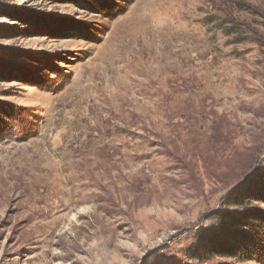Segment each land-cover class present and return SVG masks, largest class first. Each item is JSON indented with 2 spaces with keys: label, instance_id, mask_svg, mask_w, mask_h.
<instances>
[{
  "label": "rangeland",
  "instance_id": "obj_1",
  "mask_svg": "<svg viewBox=\"0 0 264 264\" xmlns=\"http://www.w3.org/2000/svg\"><path fill=\"white\" fill-rule=\"evenodd\" d=\"M262 171L264 0H0V264H262Z\"/></svg>",
  "mask_w": 264,
  "mask_h": 264
},
{
  "label": "trees",
  "instance_id": "obj_2",
  "mask_svg": "<svg viewBox=\"0 0 264 264\" xmlns=\"http://www.w3.org/2000/svg\"><path fill=\"white\" fill-rule=\"evenodd\" d=\"M259 183L261 185L256 184V186H254V185L251 186V190L249 191V193L251 195H249L247 198H251V199H254L258 202L264 203V171H262L260 173ZM259 186H261V187H259ZM235 194L237 195V193H234L232 196H234ZM240 194H243V193H240ZM237 196H239V195H237ZM235 202H237V198L235 199ZM257 220L260 221L261 224H264V214L258 215ZM257 228L259 229L258 233H257V237H258L257 239L258 240L256 239L257 244L255 245L256 242L252 243V249H250L248 247L249 245H247L243 248H240V250L241 249L245 250L246 255L255 254L254 256H256V257H252V258H250V260H253L255 262H262V264H264V235H259L260 231L261 230L263 231V227H260V225H259ZM228 249L233 250L234 247H229ZM217 253L220 254V252L218 250H217Z\"/></svg>",
  "mask_w": 264,
  "mask_h": 264
}]
</instances>
